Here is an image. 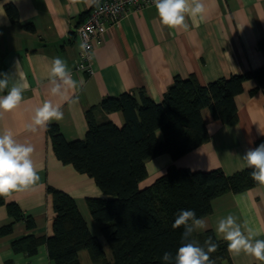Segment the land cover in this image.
I'll list each match as a JSON object with an SVG mask.
<instances>
[{"label":"crops","instance_id":"0c3cea01","mask_svg":"<svg viewBox=\"0 0 264 264\" xmlns=\"http://www.w3.org/2000/svg\"><path fill=\"white\" fill-rule=\"evenodd\" d=\"M100 1L0 0V72L18 79L14 65L19 62L22 83L28 85L20 105L0 118V131L10 129L19 142L32 145V160L41 177L36 185L4 196L6 202L18 205L24 217L14 220L6 206L0 205V228L13 222L10 232L0 234V264H53L45 243L32 254L12 247L13 241L27 235L52 234L55 212L48 186L73 197L89 230L100 238L103 247L106 244L86 202L87 197L106 196L86 173L57 158L46 129L38 128L36 132L26 129L35 109L44 101L61 106L63 119L51 123L60 127L64 137L81 139L87 130L86 113L92 107L98 121L111 120L119 126L123 123L119 112L105 113L99 108L106 96L144 88L152 100L160 102L176 75L182 78L195 75L201 84H206L264 65V50L257 46L258 40L264 37V0H204L203 19L197 17L193 22L187 18L188 31L163 26L154 4L128 13L107 28L99 43L94 42L93 73L77 70L80 41L75 28ZM7 3L16 7L21 24L31 23L33 28L13 23L5 11ZM57 57L66 62L73 78L82 83L81 88L65 92L66 100L50 93L51 62ZM256 87L255 79H247L243 90L235 96L238 113L235 124H224L208 108H203L201 114L208 140L177 158L168 153L148 158L147 175L139 187L152 184L172 164L193 171L219 168L227 175L245 168L241 157L248 149L255 148L256 139L264 136V90L257 88L251 93ZM77 96L78 102L73 103L72 99ZM157 136L162 139L161 131ZM211 206V212L203 218L208 224L207 230L218 240L223 241L215 233L217 220L228 214L236 216L242 226L260 233L257 238L264 239V186L226 192L214 198ZM26 217L33 220L31 227H27ZM221 264L261 262L241 253L229 254V260Z\"/></svg>","mask_w":264,"mask_h":264},{"label":"trees","instance_id":"16d2710c","mask_svg":"<svg viewBox=\"0 0 264 264\" xmlns=\"http://www.w3.org/2000/svg\"><path fill=\"white\" fill-rule=\"evenodd\" d=\"M5 11L13 23L33 28L31 23H20L12 3L5 5ZM257 46L264 50V37ZM250 78L257 82L251 93L257 88L264 90V65L206 84L195 75H176L160 102L152 100L144 88L106 96L99 108L105 113L119 112L123 123L119 126L111 120L98 121L92 107L86 113L87 130L81 139L67 140L60 127L50 123L46 130L57 158L86 173L106 196L87 197L86 202L111 257L107 258L100 238L89 230L73 197L51 186L47 191L52 195L55 212L52 234L21 237L12 242L13 249L32 254L45 243L53 264H81L78 254L85 249L94 264H163V253L174 255L180 246L183 227L174 229L172 224L181 209H193L197 217H203L211 212L212 200L217 196L258 184L247 167L227 175L219 168L193 171L172 164L152 184L140 188L139 182L147 175L145 161L161 153L177 158L206 142L209 134L201 114L203 108L224 124H235V96ZM261 143L264 136L256 139L254 146ZM0 205L6 206L14 220L24 217L18 205L6 202L4 196H0ZM25 220L27 227L33 225L31 218ZM12 225L2 226L0 234L10 232ZM208 237L218 244L211 253L214 264L229 260L227 243L218 240L211 230L192 238L203 246Z\"/></svg>","mask_w":264,"mask_h":264},{"label":"clouds","instance_id":"9594fccd","mask_svg":"<svg viewBox=\"0 0 264 264\" xmlns=\"http://www.w3.org/2000/svg\"><path fill=\"white\" fill-rule=\"evenodd\" d=\"M160 23L169 29H183L188 31L190 25L186 22L191 18L195 22L197 17L203 19L205 13L204 0H153ZM15 77L13 79L6 72H0V118L4 113L16 109L23 100V92L28 85L22 83L23 73L19 62L15 63ZM61 83H57V81ZM48 82L53 85L50 89L52 96L68 99L65 92L76 90L82 83L75 80L64 60L57 57L51 62ZM62 86L64 91H62ZM78 96L72 99L78 102ZM63 111L59 104L44 101L42 106L35 109L31 123L26 126L27 131L36 132L38 128L47 129L53 121L63 119ZM34 148L31 144L19 142L8 130L0 131V196H6L12 191H23L36 185L41 177L32 160ZM245 166L251 169L249 173L254 183L264 186V143L248 149L241 157ZM174 229L183 227L180 246L173 255L165 251L161 257L163 264H214L211 253L218 244L212 237H208L201 246L194 240L193 234L207 230L208 224L203 217H197L193 209H181L172 224ZM216 236L227 243V251L233 256L241 253L254 258L264 264V239L257 238L260 233L250 227L242 226L238 218L232 214L220 217L215 227Z\"/></svg>","mask_w":264,"mask_h":264},{"label":"built area","instance_id":"2783aa9c","mask_svg":"<svg viewBox=\"0 0 264 264\" xmlns=\"http://www.w3.org/2000/svg\"><path fill=\"white\" fill-rule=\"evenodd\" d=\"M153 4V0H101L93 5L85 19L75 28L80 41L75 68L93 73L94 42H100L105 31L130 12Z\"/></svg>","mask_w":264,"mask_h":264},{"label":"rangeland","instance_id":"374dc122","mask_svg":"<svg viewBox=\"0 0 264 264\" xmlns=\"http://www.w3.org/2000/svg\"><path fill=\"white\" fill-rule=\"evenodd\" d=\"M105 252L107 253V258L111 257L110 249L108 248V245L105 244ZM88 251L85 249L83 252L79 253V260L81 261V264H91V260L88 256Z\"/></svg>","mask_w":264,"mask_h":264}]
</instances>
